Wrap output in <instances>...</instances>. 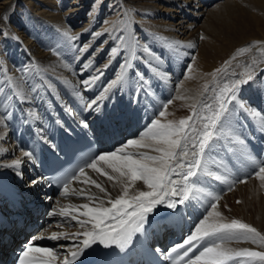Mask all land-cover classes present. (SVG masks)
<instances>
[{
  "label": "bare ground",
  "instance_id": "1",
  "mask_svg": "<svg viewBox=\"0 0 264 264\" xmlns=\"http://www.w3.org/2000/svg\"><path fill=\"white\" fill-rule=\"evenodd\" d=\"M54 1V4L58 6L57 2L59 1ZM74 1L76 2L74 3ZM86 1L87 0H73V4L68 9H66V11L59 13L54 11L55 6L52 7V10H46V8L51 4V0H30V2L33 3L35 7L39 8L37 9V11L42 14L36 15L35 13H32L30 15L32 18L33 26L35 27V34L38 36L32 38L29 34L19 29L18 26H14L10 22L13 21V16L15 15L16 10V4L14 3V0H0V27L4 28L6 35L5 40L2 42L4 45H11V48L12 46L15 47L16 43L18 44L19 42V48L23 52L24 56L22 58H25L26 60L24 68H27L29 70L25 74L21 69L20 72H17V75H14L10 71V69L14 68V63L12 65H8V63L5 64L4 61H0V72L2 73V76L0 77V121H2V123H0V191L5 187L11 188L9 182L13 181L14 178H18L21 175L22 166L24 164V161L27 159V157L25 156L26 151L22 150L21 148L19 149L15 141H12L9 137L10 130L19 126L18 122H16V119H23L24 116H30L32 120L38 124L43 112L42 102H44V99L51 102L53 105L57 103L64 108L68 107L64 99V92L67 90L87 105L92 101L93 98L98 96L103 87L109 81L115 79L116 75L121 71L120 63L122 57L125 55L124 51H119L114 59L109 55V51H107L108 45L113 44V46H115L116 43H118V41H116L114 37L123 34L125 36H131L135 40H137V32L133 27V24L135 25V23L131 20L127 21L128 18L123 20L121 23L113 21L109 26H106L107 24L105 26L101 25L97 31L93 30L91 34H88L89 31L92 30V27L94 25V22L91 23V21H86L82 26H79L76 29L72 30L71 28L74 27L77 22H79V18L81 17L82 12L88 6L86 5ZM41 2L45 3L46 6H42L43 4H41ZM112 2H114V0H111L109 4L112 8L120 3L125 4V6H127V4L136 6L137 10L142 9L146 11V13H149L151 15L158 13L160 14L162 12L164 14L166 13L168 15V18H166V20L158 19L150 22V25L152 26L151 28L160 30L166 36L181 35L179 41L184 42L186 45H198L197 55L195 57V61L193 62L197 63L194 64L193 67L201 65L205 71L207 70L210 72L213 68H215L214 66L216 63H218V60L224 59L227 56V54H225L224 52V49H226L225 47L214 49V44L211 43L209 37L206 36V32L208 34H210L211 32L214 33L213 25L215 21L213 20H215V18H213L212 20L210 16L216 13L215 10H219L220 12V7L218 6L220 4H233L234 0H224L223 2L217 3L211 8H205L206 10L201 9L200 7L205 5L206 2L208 4V0H115L114 3ZM202 2L203 5L201 4ZM104 6H101L102 8L100 7L97 13L99 11H102ZM190 7L192 9H190ZM216 7H218V9H215ZM116 8L117 7H115V9H112L114 13H109L107 15L106 18L108 19L106 22L109 23V21L111 20L110 18H114L116 16ZM123 13L126 17H128L127 12L123 11ZM199 13H204V21L206 22L205 24H201L200 27H197L198 23L195 21V19L196 17L198 19ZM217 14L216 17H218ZM110 15L111 17L109 18ZM57 25H62L64 26L63 28L67 29L68 31H72V33L74 34L73 36L76 37V39L73 40L75 47L69 49L68 51H61V47L54 45L55 39L53 37L55 35V32L57 31L55 30ZM108 30H111L110 34ZM216 32L217 31L215 29V33ZM94 33H102V35L96 36L94 35ZM99 40H104V42H101L100 45L96 46L97 41ZM85 44H87L89 47L83 52L79 51L78 49ZM213 49L216 53L214 54L216 56V59H214V63H203L197 59H209L213 53ZM138 51L139 50H137L136 55L138 54ZM150 57L153 61L150 60L152 64H150L151 66H148V70L150 71V74L152 73V75L156 79L155 84L157 82L160 85L159 88L162 89V91L167 92V95L173 97L172 102L167 106V108L161 109L162 111L166 112L167 115H173L174 112H176L177 107L184 108L182 106L185 104H196L197 109H200L202 105L212 104L214 102L213 96H211L210 91L206 94L207 97L205 95L200 99V101L199 96L197 98L195 92L198 89H202V81L204 80L202 78V81L199 79L200 73H197V76L195 78L189 73H186L183 80L179 81L177 77V69L181 66L182 63V60L179 57H172V59L169 55H166L165 57H163V59L154 58L152 56ZM245 58L246 59L244 60V62H246L247 65L246 67L243 66V70H245L244 72L246 73L248 71H251L252 69H255L254 74L256 75L254 76L260 77L261 73L264 72L263 38L257 39L255 41L250 54L248 56H245ZM177 59H179L180 61H175ZM172 60H174V62ZM132 62L134 64L133 68H135L136 59ZM83 63H89L90 67L88 70L82 72L81 67ZM109 63H111V66L105 68V66ZM142 65L144 64L142 63ZM151 68H156L157 72L163 73L164 75H157L151 70ZM97 70L103 72L101 79L97 80L90 89L86 90L84 85L82 84V81L85 78L96 74ZM36 71L37 74L41 75L40 80L35 76ZM131 73V69H128L126 75L127 83L124 85V87L122 89L120 88V86L113 88L107 94V98L104 99L102 103H104L107 99L109 100L115 97H118L119 99H121V101H125L126 99L133 97V94H135L138 89V83L136 78L131 79V77H133ZM224 73L225 72L220 74L219 78L223 79ZM8 77H11L12 79L9 80ZM229 79L230 82H227L230 84L232 79L237 78L236 76H234L229 77ZM212 80L210 79V81ZM34 86L37 91L32 90ZM17 92H22L24 94L23 103L19 102L16 96ZM245 92L246 93L243 95L248 96V100L243 101L245 105L255 108L261 113L262 116H264V108H260L258 106L256 107L249 103V101H261V97H259L260 95L257 94L256 91H252L249 94H247L248 91ZM155 95L158 96L157 92L155 93ZM163 101L164 100H160L158 102L160 103ZM6 109L11 110L10 116L6 114ZM242 113L246 114L243 111ZM202 114L207 115L208 113L204 112ZM173 117L174 116H171V119H169L173 121V119L175 118ZM232 118L233 114L231 115V119ZM223 128H225V131H222V134L220 135L222 137L224 135L226 136L228 134H232L234 130L233 127L229 128V126H225ZM234 132L236 133V131ZM234 132L233 134L235 135ZM139 134L128 139H140ZM217 141L218 140H216L213 144V146L216 148L218 147V143H216ZM125 143L126 142L122 143L116 148L123 147ZM216 148L213 149L216 150ZM126 151L148 152L153 155L156 154L152 152L151 148H137L134 146H129ZM206 155L209 161H215L219 159L216 151H212L210 153H207ZM16 160H19L21 162L18 166H6L7 163L8 165H11ZM96 164V169L86 167L84 169L86 173L83 175V177L79 176V179H75L69 183L67 191L71 192V194L68 197L63 198L57 196L52 200L51 203L54 204L55 210L60 212H62V210H67L69 219H71V216L75 215L80 220H87L89 219L88 217L80 215V213L86 211V209H84L82 206L88 204L90 207H97L100 206L102 202L103 206L110 207L111 204L109 203V199L114 200L115 198L123 194L124 185L120 183V180H123L125 181V183L130 185V196L135 195L140 191H149L147 185L144 184L143 181L138 180L133 183L128 177H120V174L113 171V169L109 167L106 162L99 161L97 159ZM97 169H99V171ZM104 173H107L114 179H108V176L104 175ZM116 177H119V179H116ZM258 179H260L259 176L254 178L249 177L243 180V182H239L233 189L227 191L220 197V199L216 203V210L222 214L221 219H223L225 222H230L234 219L242 220L244 221L243 223L251 225L261 235H264V197L254 194L257 187H259L254 185L256 184L255 182ZM92 181H95L97 184L101 185V187H103L105 191L102 192L100 188L96 187L95 184L92 183ZM89 197L98 199H89ZM237 201H239V203H237ZM202 218L203 216L200 219ZM66 221H68V219ZM63 223L64 222L57 223L55 224V226H51L46 229L47 233L51 235L53 233L63 234L61 240H63L64 242H59V240H57L58 242L56 243H54V241L52 242L54 243V246H52L53 252H63V250H66L67 253L71 251L73 249V246H71V243L73 241L84 239L82 235L76 236L73 234L83 233L92 229V225L90 223L80 225L74 222V228H67L63 225L61 226L60 224ZM167 232L169 231H164V238ZM224 246L233 249L250 248L256 251H264V245L254 243L252 240L245 239L226 240L224 241ZM230 264H241V260L240 258H238L237 261L230 262Z\"/></svg>",
  "mask_w": 264,
  "mask_h": 264
},
{
  "label": "snow or ice",
  "instance_id": "2",
  "mask_svg": "<svg viewBox=\"0 0 264 264\" xmlns=\"http://www.w3.org/2000/svg\"><path fill=\"white\" fill-rule=\"evenodd\" d=\"M108 31L110 34L111 30ZM63 35L68 40L76 39L68 32H64ZM94 35L99 36L102 33H94ZM114 39L118 43L110 48L109 55L114 59L119 51H124L125 55L120 63L121 71L115 79L103 87L98 96L86 105V111L99 113L107 94L117 86H120L121 89L124 87L127 83V70L134 67L132 61L137 58V50L142 53L139 57L142 63H146L143 54L158 58L147 45L140 46L138 41L131 36L120 34ZM88 47L85 44L78 50L83 52ZM166 47L171 49L173 44L167 43ZM187 47L195 48L196 45L189 44ZM239 51H244V49ZM110 66L111 63L105 68ZM146 66L150 65L146 63ZM89 67V63H83L81 71H86ZM190 69L191 64L186 65V71ZM151 70L157 75H164L157 72L156 68H151ZM28 71L27 68L22 69L25 74ZM102 75L103 72L97 70L96 74L85 78L82 81L85 89H90L97 80L101 79ZM136 75L141 77L138 72ZM240 77L239 79H232L230 84L225 83L219 87L213 97L214 102L202 105L200 109L194 108L192 116L181 119L179 122L167 121L166 123H162L159 119H152L150 124L146 125L145 130L140 132V139H128L123 147L101 154L87 164V167L96 169V160L104 161L113 171L119 173L120 177H128L133 183L138 180L143 181L149 191H140L130 196V185L120 180V183L124 185L123 194L114 200L109 199L110 207L103 206L102 202L97 207H90L88 204L83 205L82 207L86 211L80 215L89 219L80 220L75 215L71 216V219L80 225L90 223L92 229L73 234L82 235L84 239L73 242L78 250L71 253V260L65 258L64 264H75L86 249L97 244L102 245L103 248L116 246L123 250L132 244L136 234L144 232V226L148 223L149 215L153 214L159 207L163 206L175 211L178 207L190 205L193 201L200 200L204 189L198 187L197 184L201 182L205 174L213 175L207 172L208 158L206 154L214 150L213 144L222 134L224 121L232 115L236 108L247 113L255 121L261 134H264V116L255 108L246 106L239 98L242 86L254 81V74L248 71L241 73ZM8 79L11 80L12 78L8 77ZM32 90L37 91L35 86ZM139 91L140 89H137V92ZM16 96L20 103L24 102L22 92H17ZM230 105H232L231 109ZM161 107L167 108V104ZM204 112L208 114L203 115ZM6 114L10 116L11 110L6 109ZM158 115L163 117L165 112L159 111ZM82 127L88 128L87 121L82 122ZM239 143L243 144L244 141L241 140ZM129 146L151 148L152 152L156 154L126 151ZM25 156L29 159L33 158L32 152H26ZM20 163L19 160H16L7 166L16 167ZM97 170L99 171V169ZM78 171L83 174V167ZM104 175L108 176V179H114L107 173ZM256 175L264 180V166L259 167ZM73 178H75V174L69 176L68 180ZM215 178L216 180L221 179L220 176ZM40 182V180L32 181L33 184ZM92 183L102 192L105 191L95 181ZM64 188L67 192V182H65ZM206 195L211 198L205 207L206 214L195 225L194 231L184 239L183 243L169 250L166 254L167 258H172V254H175L173 264H180L181 261L183 264H230V262L237 261L238 258H240L241 264H264V251H256L250 248L233 249L224 246V241L231 239L252 240L254 243L264 245V235H261L251 225L239 220L234 219L231 222H225L221 219L222 214L216 210V201L219 200V196H213L211 192H207ZM89 199L98 198L89 197ZM61 215L67 216V210H62ZM50 238L59 239V236L57 233H53ZM197 249L198 251L194 255H189ZM55 258L51 248L34 247L32 243H28L20 255L19 264H53Z\"/></svg>",
  "mask_w": 264,
  "mask_h": 264
},
{
  "label": "rangeland",
  "instance_id": "3",
  "mask_svg": "<svg viewBox=\"0 0 264 264\" xmlns=\"http://www.w3.org/2000/svg\"><path fill=\"white\" fill-rule=\"evenodd\" d=\"M59 2L58 6L55 3L54 0H51V4L49 7L46 8V10H52V7H54L55 12L62 13L66 11L72 4L73 0H57ZM110 1L111 0H87L86 9L82 12L81 17L79 18V22L72 27L71 29L74 30L79 26H82L84 22L86 21H91V23L94 22V25L92 27V30L89 31L88 34H91V32L97 31L101 25H106L109 26L112 24V22L116 21L117 23H121L123 20L127 19V21L131 20L132 22L135 23L133 24V27L135 28L134 30L137 32V40L140 46L147 45L153 53L156 54V57L163 59L166 55H169L170 58L172 57H179L182 60L181 65L182 67H178L177 72H178V79L179 81H182L186 73H189L191 76L194 78L197 76V73L199 74V79L203 82V87L202 89L196 90V95L197 98L199 96V101L202 97H204L209 91L211 92V96L214 97L216 94L217 90L219 87H222L223 84L230 82L229 77H234L236 76L237 79L241 78L240 74L243 73L245 70H243V66L246 67L247 63L244 62L246 59L245 56H248L252 50V47L257 39L263 38L264 39V0H234L233 4L229 5H222L220 4L218 7H220V12L219 10H215L216 13L211 15L210 18L213 20L215 18L214 25H213V31L215 33L216 29V35L214 33L208 34L206 32V36L209 37L211 40V43L214 44V49L218 48L220 49L221 47H225L224 49L225 54L227 56L224 59L218 60V63L215 64V68L212 69V71H205L204 68L201 65L194 66L197 62L193 63L195 61V57L197 55V48L198 45L195 48H188L187 45L184 42L179 41L181 38V35H168L166 36L163 32L156 28H151L152 26L150 25V22L158 20V19H165L168 18V15L165 13H158L151 15L149 13H146V11L140 9L137 10L136 6L128 5L125 6V4H117V6H114V8L110 7ZM199 1V0H198ZM201 1V0H200ZM224 0H209L208 4L206 2V6L203 5V2L201 3L203 6L200 7L201 9L206 10L208 7L211 8L215 6L217 3L223 2ZM226 1V0H225ZM231 1V0H229ZM76 1H74L75 3ZM106 2V3H105ZM115 2V0H114ZM112 2V3H114ZM14 3L16 4V10H15V15L13 16V21H10L14 26H18L19 29L23 30L27 34H29L32 38L38 37L35 34V27L33 26L32 23V18L31 14L35 13L36 15H42L39 11H37V7L33 5V3L30 2V0H14ZM43 4L42 6H46L45 3L41 2ZM116 4V3H115ZM196 4V3H194ZM76 5V4H75ZM105 5V6H104ZM101 6H104L102 11H97ZM113 6V5H112ZM117 10L116 16L114 18H109L111 19L108 22L106 18L109 13H114L112 9ZM216 7L215 9H218ZM102 8V7H101ZM206 8V9H205ZM125 9V10H124ZM190 9H192L190 7ZM196 9V8H194ZM127 12L128 17L125 16L123 13ZM122 12V13H121ZM222 12V13H221ZM219 13V14H217ZM74 14V13H73ZM72 14V15H73ZM207 14V13H206ZM216 14L218 17H216ZM198 19L196 17L195 21L198 23L197 27H200L201 24H205L206 21H204L205 16L204 13H199ZM16 22V23H14ZM63 25V24H62ZM62 25H57L55 30L54 35V45L61 47V51H68L69 49H72L74 46V41L73 40H68L66 37L63 35L64 32H68L71 36L74 34L72 31H68L67 29L63 28L64 26ZM0 61H4L5 64L8 63V65H13L14 68L10 69L11 73L14 75H17V72H20L21 69H23L25 66L24 64L26 63L25 58L23 56V52L19 48V42L18 44L16 43L15 47L7 44L4 45L2 41L5 40V31L3 27H0ZM57 33V34H56ZM59 33V34H58ZM87 34V35H88ZM88 37V36H87ZM221 39V40H220ZM219 41V42H218ZM222 41V42H221ZM63 42V44H62ZM101 42H104V40H99L97 41L96 46L100 45ZM167 43H172L173 48H168L166 47ZM220 43V44H219ZM184 44V45H183ZM219 44V45H218ZM107 45V44H106ZM186 45V46H185ZM8 46V47H7ZM228 46V47H227ZM7 47V48H6ZM113 47V44L108 45L107 51L110 50V48ZM230 47V48H229ZM67 50H66V49ZM244 49V51H239L240 49ZM212 50V55L209 59L203 60L200 58H197L199 61L203 63H214V59H216V56L214 54L215 50ZM163 51V52H162ZM170 52V53H169ZM162 53V54H161ZM165 53V54H164ZM167 53V54H166ZM141 52L138 51V54L136 55V67L131 69V74L133 77L131 79L136 78L137 82L140 81V78L147 82L145 84L148 89L152 85V79L150 78V71L148 70V66H146V63L152 64L150 56L147 54H143L145 56V61L146 63L140 62L139 57L141 56ZM7 55V56H6ZM7 57V58H6ZM12 57V58H11ZM20 58V59H19ZM3 59V60H2ZM8 59V60H7ZM12 59V60H11ZM18 59V60H17ZM167 59V58H165ZM7 60V62H6ZM151 60V61H150ZM139 61V62H137ZM174 62V60H172ZM175 61H180L179 59ZM252 63V62H251ZM191 64V69L186 71V65ZM231 64V65H230ZM140 65V66H139ZM144 66V67H143ZM151 66V65H150ZM232 66V67H231ZM147 67V68H146ZM248 67V66H247ZM146 68V69H145ZM237 68V69H236ZM17 69V70H16ZM225 69V70H224ZM219 70V71H217ZM235 70V71H234ZM255 69H252L250 72L254 74ZM140 73L141 77H137L136 73ZM202 72V73H201ZM206 72V73H205ZM224 73L223 79L219 78L220 74ZM229 73V74H228ZM245 73V72H244ZM36 77L40 80L41 75L37 74V71L35 73ZM234 74V75H233ZM207 75V77H206ZM256 75V74H254ZM2 76V73L0 72V77ZM211 76V77H210ZM202 78V79H201ZM139 79V81H138ZM210 79L212 81H210ZM227 79V80H226ZM206 81V82H205ZM224 81V82H223ZM228 81V82H227ZM205 82V83H204ZM216 82V83H215ZM229 84V83H228ZM155 85H152V87ZM158 86H160L158 84ZM212 88V89H211ZM211 89V90H210ZM215 90V91H214ZM248 91L247 94L250 92L256 91L257 94H259L261 97V101L255 100V102L249 101L251 105L258 106L260 108H264V100L262 99L264 96V72L261 73L260 77L254 76V81L250 82L246 86H242V90L239 93V98L243 102L244 100H248L247 95H243ZM243 95V96H242ZM207 97V95H206ZM173 98L170 100L172 102ZM170 102V103H171ZM168 103L167 106L170 104ZM248 103V105H249ZM257 103V104H255ZM182 107L184 108H178L176 112H174L173 115H167L165 112V115L161 118L163 123H166V121H172L171 116H174L173 121L174 122H179L181 119L188 118L193 115L194 108L197 109L196 104H190V105H183ZM232 108V105H230V109ZM166 109V108H165ZM179 115V116H178ZM170 118V119H169ZM235 123L232 121L231 116L224 121V127L229 126L231 128H235ZM230 130V129H229ZM236 131V129H235ZM227 132V131H226ZM232 139V138H231ZM230 141H235L234 139ZM8 163L6 164V166ZM8 167V166H7ZM9 169V168H6ZM258 177V175L253 176L251 178ZM262 179H258L254 184L257 187L255 191V195H260L264 197V182ZM227 217V216H226ZM237 220V219H235ZM241 222H244L242 220H239ZM74 228V226L72 227Z\"/></svg>",
  "mask_w": 264,
  "mask_h": 264
}]
</instances>
